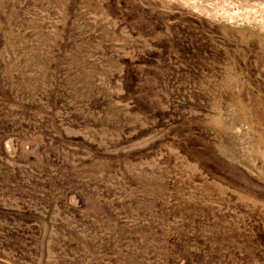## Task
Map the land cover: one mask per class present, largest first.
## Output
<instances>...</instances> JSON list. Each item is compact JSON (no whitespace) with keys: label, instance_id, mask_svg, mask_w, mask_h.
Here are the masks:
<instances>
[{"label":"rangeland","instance_id":"rangeland-1","mask_svg":"<svg viewBox=\"0 0 264 264\" xmlns=\"http://www.w3.org/2000/svg\"><path fill=\"white\" fill-rule=\"evenodd\" d=\"M0 264H264V0H0Z\"/></svg>","mask_w":264,"mask_h":264}]
</instances>
